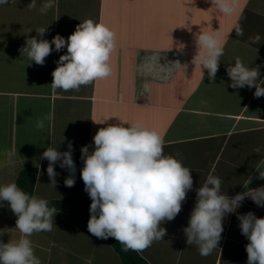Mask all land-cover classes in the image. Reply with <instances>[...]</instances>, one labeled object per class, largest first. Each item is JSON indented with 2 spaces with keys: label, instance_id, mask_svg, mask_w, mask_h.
<instances>
[{
  "label": "crops",
  "instance_id": "obj_1",
  "mask_svg": "<svg viewBox=\"0 0 264 264\" xmlns=\"http://www.w3.org/2000/svg\"><path fill=\"white\" fill-rule=\"evenodd\" d=\"M45 2L36 0V8L28 6L31 0L0 6V186L17 185L23 170L38 168L33 196L61 200L69 171L58 163L54 166L58 175L53 188L48 161L41 157L50 146L68 151L71 142L75 185L66 188L90 198L80 174L81 148L93 145L100 128L139 123L163 137L164 154L181 160L193 178L182 211L161 225L167 235L139 255L149 264H247L249 241L241 234L237 216L252 212L264 218V207L251 198L224 217L219 248L207 257L195 244L187 245L183 229L196 203V189L210 172L222 180L221 191L230 198L264 187V180L257 178L258 171H264V97L256 98L255 88L233 89L227 75V68L239 58L247 67L260 65L259 79H264V0H237L231 16L222 14L212 0H57L56 7L42 14ZM85 20L103 23L115 33L112 74L79 91H53L52 72L67 49L53 50L43 66L20 49L27 39H40V28L47 29L43 39L49 42L57 34L67 40ZM237 23L243 36L235 34ZM212 30L225 40L214 82L207 70L202 74L192 64L198 53L196 37ZM257 34L260 43L251 44ZM153 54L161 56V66L179 61L181 67L176 65L168 80L139 72L138 65ZM145 82L149 92H144ZM48 116L51 121L45 119ZM42 119L45 127L38 129ZM249 176L252 182L247 186ZM0 205V241H17L21 235L15 228L17 217L8 202ZM89 219L88 212L57 210L56 227L30 237L41 264H123L108 239L88 232Z\"/></svg>",
  "mask_w": 264,
  "mask_h": 264
},
{
  "label": "clouds",
  "instance_id": "obj_2",
  "mask_svg": "<svg viewBox=\"0 0 264 264\" xmlns=\"http://www.w3.org/2000/svg\"><path fill=\"white\" fill-rule=\"evenodd\" d=\"M9 2L0 0V6ZM212 4L229 16L238 7L237 0H212ZM56 5L57 0H46L40 12L46 14ZM28 6L36 8V0H31ZM234 30L237 37L243 36L241 24L237 23ZM46 31L40 28L37 31L40 39H27L26 46L20 51L35 64L43 66L53 50L60 52L67 49V54L59 57L52 72L53 91H79L81 86L111 76L109 62L116 48V36L106 25L85 20L67 40L57 34L51 42L43 39ZM260 41L259 34L250 38L251 44H259ZM224 43L219 31L200 33L196 37L198 53L192 64L199 66L202 74L203 70H207L208 79L213 82L220 58L224 55ZM160 59L158 54L147 57L138 65V71L168 80L174 74L175 66L181 67L179 61L161 66ZM260 67H247L237 58L235 65L227 68L230 87L255 88L254 96L264 97V87H261L264 79H259ZM143 89L149 92L150 84L145 82ZM45 119L51 121L52 117ZM36 127L43 129L44 119L38 120ZM164 145L165 141L157 131L135 123L128 127L114 124L100 128L93 137V145L81 148L84 166L80 174L84 191L91 199L87 229L92 236L104 240L114 238L124 251L143 252L167 235L166 228L161 225L173 221L182 211L187 193L193 189V178L191 169L184 166L181 160L164 154ZM90 147L94 149L91 152ZM41 159L48 161L47 174L53 188L57 184L58 173L54 170L57 163L60 168L69 171L65 186L71 188L75 185L76 165L71 142L65 152L58 151L57 147H48ZM258 172L257 178L264 180V171ZM251 182L252 177L249 176L247 186ZM221 185L222 180L210 172L204 184L196 189V203L188 226L183 229L187 245L195 244L203 257L219 248L224 217L235 213L246 198H251L258 207H264V187L249 189L230 198L222 193ZM4 201L8 202L17 217L15 228L21 235L17 241H0V264H41L34 254L30 237L35 233L51 232L56 227V208H50L45 199L30 197L15 183L0 186V202ZM237 219L241 234L249 241L245 246L247 264H264V218H257L254 213L248 212L238 215Z\"/></svg>",
  "mask_w": 264,
  "mask_h": 264
},
{
  "label": "trees",
  "instance_id": "obj_3",
  "mask_svg": "<svg viewBox=\"0 0 264 264\" xmlns=\"http://www.w3.org/2000/svg\"><path fill=\"white\" fill-rule=\"evenodd\" d=\"M38 176V168H27L21 172L17 180V186L30 197L33 196L35 184ZM91 199L82 197L63 187V198L48 202V206L55 207L56 210L73 213H89ZM115 251L120 255L123 264H149L136 251H124L122 245L114 238H108Z\"/></svg>",
  "mask_w": 264,
  "mask_h": 264
}]
</instances>
